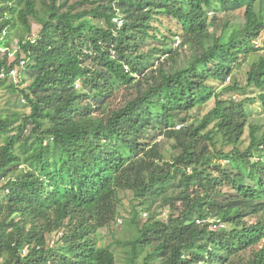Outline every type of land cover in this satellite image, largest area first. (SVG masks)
Here are the masks:
<instances>
[{"label": "trees", "instance_id": "trees-1", "mask_svg": "<svg viewBox=\"0 0 264 264\" xmlns=\"http://www.w3.org/2000/svg\"><path fill=\"white\" fill-rule=\"evenodd\" d=\"M238 10L242 24L216 21ZM263 29L264 0H0V264H118L114 244L125 264H264V128L242 147L245 102L221 98L255 88L264 107ZM177 39L184 66L163 55ZM120 191L169 211L139 226L135 210L129 239L100 244Z\"/></svg>", "mask_w": 264, "mask_h": 264}, {"label": "rangeland", "instance_id": "rangeland-1", "mask_svg": "<svg viewBox=\"0 0 264 264\" xmlns=\"http://www.w3.org/2000/svg\"><path fill=\"white\" fill-rule=\"evenodd\" d=\"M216 21L219 22V24H223L225 20H228L229 23H231L233 26L240 25L243 22V15L242 10L225 13V12H216ZM209 17L211 19L212 15L209 13ZM121 20V18H120ZM217 22V23H218ZM119 24V23H118ZM90 26V23L86 22L84 24V27L88 28ZM31 34L29 35V38L35 39L38 35V32L40 30V25L37 23L34 19H31ZM218 33L220 32V29H217ZM264 41V29L261 31L259 37L255 39L254 43L258 46H262ZM156 43L154 41H148L146 42L144 49L145 50H151L152 48L156 47ZM169 47H174L173 56H170V54L164 53L163 55L165 58H170V62L174 63L176 66H184L186 61L185 59L190 55V49L187 47L179 48V40L177 39L173 43H170L168 45ZM18 44L16 40H14L11 43V54H9V59L14 58V52L17 51ZM3 54V51L0 52ZM263 53V51H259V53H252L250 55H247L243 61V64L241 65L240 69L235 71L234 75L236 76L239 83L243 86L245 85L246 81V72L249 69L250 63L254 60H257L259 55ZM24 57V54H21V59ZM156 62V58H153ZM20 68H23L24 61H20ZM17 71L15 69V72L12 74L11 72V78L14 82H18L19 78L16 77ZM227 81H229L227 79ZM29 82L27 81L26 84ZM215 83V82H214ZM26 84H23L25 86ZM219 83H215V85H218ZM220 89V86H218V89ZM4 91V100H3V106L9 105V107H13V110L18 111H25L29 112L28 108H22L21 105L25 103V101L17 95L11 94ZM258 90L255 88H249L245 92H226L221 95V98H232L236 102L244 101L245 102V108L248 110L249 117H248V125L245 126V131L242 136V147H245L249 143V129L250 124H258L261 128H264V107L261 105V103L257 99ZM122 94H118L116 98L114 99V103L118 104L122 100ZM254 99V102H251ZM9 100V101H8ZM8 101V102H7ZM214 101L213 99H210L207 103L197 105L196 107L192 108L190 110L191 120H200L203 115L209 111V109L213 106ZM212 124L209 125L211 127ZM161 141L164 142V145L166 148L169 146V141L165 140L164 138L160 137ZM220 146V144H218ZM230 146H226L225 150H228ZM167 158L170 157L169 153L166 152ZM2 184L0 183V186ZM119 202L117 204L119 215H117L116 219L110 223L109 226L103 227L99 230L101 239L100 244H114L117 239L119 240H127L133 235V228L131 225L128 224V220H130L133 215L134 211L137 210L138 215L136 217V221L139 226H142L150 217L155 216L154 218H164L169 211L168 206H165L163 209L159 208H152L151 210H143L142 207H137L135 210L134 206H136L137 201L133 198V195L129 191H120L119 194ZM155 211H157V215H155ZM259 216L257 215H248L246 216V220L249 222H252L256 220V218ZM62 235V232H56L53 234H50L47 236V241L50 246L55 245V241L58 239L59 236ZM257 247V246H256ZM113 249L116 253V256L118 258V264H125L123 261V258H126V253L123 251V246L119 244H114ZM25 252V251H24ZM243 257H247L249 254V249L246 251H243L240 253Z\"/></svg>", "mask_w": 264, "mask_h": 264}, {"label": "built area", "instance_id": "built-area-1", "mask_svg": "<svg viewBox=\"0 0 264 264\" xmlns=\"http://www.w3.org/2000/svg\"><path fill=\"white\" fill-rule=\"evenodd\" d=\"M115 21H117L119 24L122 23V20H120L119 18H114Z\"/></svg>", "mask_w": 264, "mask_h": 264}]
</instances>
